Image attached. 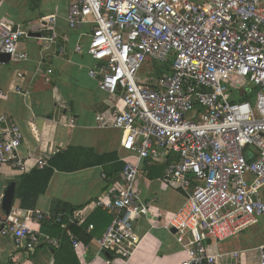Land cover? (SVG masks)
<instances>
[{
    "label": "built area",
    "instance_id": "obj_1",
    "mask_svg": "<svg viewBox=\"0 0 264 264\" xmlns=\"http://www.w3.org/2000/svg\"><path fill=\"white\" fill-rule=\"evenodd\" d=\"M42 20V27L54 23V17ZM65 20L70 29L90 26L84 51L95 64L88 74L107 94L111 116L109 123L95 119L124 132L121 148L128 153L121 183L96 202L112 217L95 241L98 254L126 258L139 245L134 223L149 206L136 185L140 164L173 153L178 159L166 165L164 180L184 201L165 226L186 251L179 264H236L243 252L213 251L210 244L264 221V0H71ZM58 36L53 29L40 39L49 48ZM29 37L0 20V53L10 59H27L19 43ZM73 49L81 52V42ZM156 64L167 69L157 72ZM0 132V164L24 172L20 127L5 123ZM62 217L33 212L38 223ZM30 220L11 210L0 224L23 259L59 244L30 228ZM85 220L76 210L69 217L71 224ZM66 233L74 249L87 248ZM257 251L264 264V242Z\"/></svg>",
    "mask_w": 264,
    "mask_h": 264
},
{
    "label": "crops",
    "instance_id": "obj_2",
    "mask_svg": "<svg viewBox=\"0 0 264 264\" xmlns=\"http://www.w3.org/2000/svg\"><path fill=\"white\" fill-rule=\"evenodd\" d=\"M70 1L0 0V20L8 29L19 26L29 33L40 34L20 41L19 50L27 53L26 60L0 62V127H5V123L20 127L23 141L18 154L25 164L24 172L0 164V224L6 217L1 209L3 192L13 181L15 197L11 210L15 217L29 216L30 228L59 240L58 246H41L30 258L23 259L12 242L0 234V264H13V260L19 259L23 264H179L186 259V251L165 226L184 201L182 191L164 180L166 165L178 159L173 153L165 159L140 164L136 185L142 201L149 206L134 223L141 238L139 245L126 258L109 251L98 254L95 241L103 235L112 217L96 202L101 196L107 197V189L121 183L128 153L121 148L124 139L121 129L96 122V115H102L109 123L110 107L107 94L88 74L95 64L84 51L90 26L81 23L71 29L67 26L65 16ZM48 17H54V23L47 22L48 26L42 27V19ZM53 29L59 35L57 43L46 48L40 37L49 36ZM78 42L82 44L81 52L73 49ZM60 45L65 48L61 50ZM48 69L52 72L48 73ZM249 97L252 100L253 94ZM39 160L52 169L47 182L43 181L45 168L37 166ZM23 175L31 187L25 207L16 195ZM74 210L80 211L86 220L81 225L75 224L72 230L69 217ZM34 211L63 217L60 222L48 220L42 224L33 220ZM259 223L261 227L255 233L261 236V242L257 246L239 244L242 237L239 234L218 244L211 243L210 249L243 252L236 264H248L247 254L254 251L253 258L258 264L257 247L264 242V221ZM89 224L93 225L91 230L87 229ZM67 231L87 248L74 249Z\"/></svg>",
    "mask_w": 264,
    "mask_h": 264
},
{
    "label": "rangeland",
    "instance_id": "obj_3",
    "mask_svg": "<svg viewBox=\"0 0 264 264\" xmlns=\"http://www.w3.org/2000/svg\"><path fill=\"white\" fill-rule=\"evenodd\" d=\"M87 32H89V31H87ZM22 39H24V38H22ZM164 68H165L164 64H156L155 65V70L164 69ZM143 75H144V73H141V76H143ZM146 75H148V73H146ZM260 227H261V224L258 223L257 226H255V228L253 226V227H250L247 230H245V232L243 231L244 233H240V234H242V237L240 238L239 244H243L244 247L257 246V244L259 242H261L260 241L261 240V236L259 234L255 233V231L260 229ZM250 235H253V236L249 238ZM246 237H248V238H246ZM230 239H228V240H230ZM225 241H227V240H225ZM253 254H254V251H251V252L249 251L248 252V254H247V262H248V264H255L256 259L253 258L254 257Z\"/></svg>",
    "mask_w": 264,
    "mask_h": 264
},
{
    "label": "trees",
    "instance_id": "obj_4",
    "mask_svg": "<svg viewBox=\"0 0 264 264\" xmlns=\"http://www.w3.org/2000/svg\"><path fill=\"white\" fill-rule=\"evenodd\" d=\"M166 69V67L164 68V69H159V71H162V70H165ZM250 97L249 96H242L241 98H240V100H246V99H249ZM53 164V165H52ZM51 165L52 166H55L54 165V162H53V160H51ZM50 165V166H51ZM48 167V166H47ZM43 168H45V175L43 176V181L45 180V182H47L48 181V179L50 178V174L52 173V169H51V167H48V168H46V167H43ZM42 168V169H43ZM28 181H27V178H26V176L25 175H23L22 176V178H21V180H20V182H19V185H18V188H17V192H16V195L18 196V198L21 200V205H22V207H25V200H26V198H27V194L28 193H30V188L31 187H29L28 185ZM37 194V193H36ZM36 196V195H35ZM64 208H66V209H69V211L71 210L70 208H68L67 206L66 207H64ZM53 216H57L56 214H53ZM45 222L43 221L42 222V224H44ZM74 226H76L75 224H71L70 225V228L72 229V230H74L75 228H74Z\"/></svg>",
    "mask_w": 264,
    "mask_h": 264
},
{
    "label": "water",
    "instance_id": "obj_5",
    "mask_svg": "<svg viewBox=\"0 0 264 264\" xmlns=\"http://www.w3.org/2000/svg\"><path fill=\"white\" fill-rule=\"evenodd\" d=\"M31 36H40L39 33H29ZM10 60L9 54L0 53V62L6 63ZM15 197V182H10L4 192L1 199V209L5 213V215H9L11 212L13 200ZM172 232H174V229H171Z\"/></svg>",
    "mask_w": 264,
    "mask_h": 264
}]
</instances>
